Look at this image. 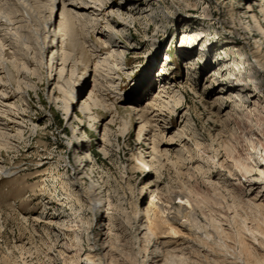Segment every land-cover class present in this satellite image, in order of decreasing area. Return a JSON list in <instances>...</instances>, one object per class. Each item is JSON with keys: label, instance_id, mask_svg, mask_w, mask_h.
<instances>
[{"label": "rangeland", "instance_id": "1", "mask_svg": "<svg viewBox=\"0 0 264 264\" xmlns=\"http://www.w3.org/2000/svg\"><path fill=\"white\" fill-rule=\"evenodd\" d=\"M6 1L0 0V17L11 10ZM41 1L46 3L44 8L50 7L49 0ZM249 1L260 3L254 11L255 20L245 11V7L252 5L247 4ZM127 5L122 6L125 17L121 21L125 26L119 37L125 47L120 58L111 56L112 69L103 66V70L95 72L97 58L93 54L109 51V47L105 49L95 40L98 35L91 30L94 25L84 27L79 23L81 21L73 22V38L77 39L78 45L72 51L65 86L83 85L82 96L94 90L97 106L90 110L92 119L83 118L75 109L70 111V124L65 122L62 109L69 100V93L57 88L61 85L57 77L58 60H54V72L49 73L51 53L45 51L44 41L49 37L44 36V16L36 17L35 23L26 24L31 31V44L21 43L19 54L11 48V41L18 43L13 25L0 26L4 29L0 32V100L10 103L11 111L25 120L24 135L17 139V147L5 146L0 151V158L11 168L9 175L0 176V264H68L57 252L61 249L62 237L58 238L59 234L44 222H33V218L41 213L58 216L54 220L66 224L85 246L93 242L98 237L95 217L99 213L93 206L96 200L89 193V185L105 197L104 212L112 219L109 224L114 234L111 264H142L132 233L139 218L136 211H147L152 198L150 190L154 187L142 188L146 183L159 179L163 199L175 191L189 193L197 219L207 216L204 208L207 204L221 208L232 199H240L239 186L229 197L223 187L213 183L216 168L212 163L220 154L244 171L254 162L252 150L258 146L256 149L262 153L264 149V0H149L146 7L132 11ZM60 7L56 3L52 10L53 29H59L61 25ZM108 17L107 14L106 19ZM104 21L103 18L98 20L99 26L103 27ZM66 38L64 32H60L54 39V49L69 51ZM15 59L35 72L14 69ZM116 59L123 64L116 66ZM189 60L194 63L191 70L186 69L190 66ZM73 62L74 73L70 76ZM222 66L227 69L228 80L246 90H257L262 105L258 110L243 106L220 125L216 109L210 102L222 86L212 71ZM96 78L102 84L97 88L93 82ZM218 79L222 83L229 82ZM110 80L115 81V85L112 82L111 85ZM151 82L176 90L174 99L170 89L166 96L176 112L159 119L154 117L155 114H164V111L157 105L151 106L155 90H150L140 100V107L151 106L143 115L151 133L158 131L160 139H167L178 124H185L188 138L185 146L190 147L189 156L201 160L199 164H190L193 169H186L191 162L188 156L189 161L182 165L181 174L171 166L159 165L158 160L149 161L152 171L146 170L140 161L149 160L145 153L148 150L138 142L135 117L127 123V111L123 110L126 99L145 94ZM4 95L7 96L5 99ZM102 103L109 104V108L103 107ZM163 126L172 127L164 136L161 133ZM250 131L257 133L251 141L247 138ZM77 137L84 139L81 146L87 156L82 153L83 156L78 154L73 158L69 143ZM77 150L81 152L80 148ZM41 156L47 162L38 167ZM86 160L89 162L82 174L73 180L74 167L87 163ZM155 209L151 207L149 214L157 213Z\"/></svg>", "mask_w": 264, "mask_h": 264}, {"label": "bare ground", "instance_id": "2", "mask_svg": "<svg viewBox=\"0 0 264 264\" xmlns=\"http://www.w3.org/2000/svg\"><path fill=\"white\" fill-rule=\"evenodd\" d=\"M148 1L149 0H49L50 7L47 6L46 9L44 8L46 7V3L41 0H7L6 3L11 10L0 17V26H6L7 23L13 25V34L18 43L16 44L11 41L10 43L13 44L11 48L15 50L16 54H19L21 43L29 42L31 44V37L29 35L31 31H28V23H35L36 17L40 15L44 16L43 27L46 29L44 36L46 38L49 37L48 41H44L45 51L48 50L49 53H51L49 58V73L54 69V60H58L59 68L57 73H59V76L57 77H59L58 79L61 85L58 84L59 86L57 85V88L64 89L66 94L69 93V100L67 99L62 109L65 122L70 124L72 118V116H68L70 111L72 112L75 109L83 118L92 119L90 110L97 106V95L94 94V90L90 91L88 95L82 96L81 92L84 91V88H81V86L83 85L77 84L78 86L76 88H71V86L67 88L65 86L68 80L66 76L68 74L67 69L72 51H74L75 47L78 45L77 39L73 38V22L81 21L79 23L84 27L94 25L91 30L93 32L95 31L98 35L95 40L101 42L105 49L109 47V51L104 53H98L99 51H96V53L93 54L97 58L94 65L95 72L103 70V66L112 69L111 56H121L124 51L123 48L125 47V43L122 46L119 41V37H122L125 26L123 21H121L125 14L122 6L128 3V10L132 11L137 7L146 5ZM56 3L61 5L60 17L62 20L59 29L52 28V10L55 8ZM249 3L252 5L245 7L246 14L249 18L255 20L254 11L260 3L249 1L247 4ZM107 8L109 10L106 13ZM107 14L109 17L106 19ZM101 18L105 20L103 27L98 24V20ZM3 30L4 29L1 30L0 28V32ZM62 31L67 37V44L70 46L67 50H71L70 53L69 51H63L64 49L62 51L54 49V47H56L54 39H56ZM17 59L14 61L17 63L13 62L12 67L16 70L20 68L21 71L26 70L28 72V68H26L21 61L18 63ZM117 59L114 61L116 66L123 64V61ZM188 63L190 66H187L186 69L191 70L194 63L191 60H189ZM74 64L73 62L71 65L70 76L74 73ZM225 71H227V69L224 66L212 71L213 75L216 76V81L222 85L219 87L218 94H216L210 102L211 107H215L214 109H216L220 125L233 114L232 112L239 111L243 106L245 108L250 107V109L258 110L262 105L259 102V92L257 90H246V87L236 84L232 80H228L229 77L226 75ZM2 72L5 73L4 70ZM29 72L34 73L35 70L33 69L32 71L31 69ZM218 78H222L229 82L222 83V80ZM97 79L98 78L93 80V82L95 81V88H97L96 86L99 87L102 85ZM111 82L115 85V81L110 80L109 83L111 84ZM151 83L152 85L148 86L149 88L145 91L146 93L138 96L140 98L132 96L126 99L123 110L127 111V123L131 121L129 120L131 117H135L133 118L135 121H133L138 124V142L143 143L148 150L145 153L149 160L141 159L140 161L141 164L146 167V170L152 171V166L149 161L158 160L159 165L171 166L181 174L182 165H187V161L191 159L186 169H193V167H190V164L191 166L194 162L195 164H199L198 161L201 162V160H199V158L194 159V156H189L191 152L189 150L190 147L187 149L185 146L186 141H188V138L185 136V124H178L177 128H175L167 139H160L158 131L151 133V127L146 121L147 118L145 119L143 116L144 110H148L152 105L159 106L161 110L164 111V114L161 112L156 113L154 116L156 119H159L160 116L164 117L176 112L175 109L173 110L169 105V96L168 98L166 97L169 94V90L167 91V89H170V91L173 92V95L170 96L174 99L176 93L175 88L170 87L165 89L162 85H156L154 82ZM150 90H155V92L153 91V102H151V106L147 104L145 107H140V100H143L144 96L148 94ZM0 96L2 97V95ZM3 97L5 99L7 96L4 95ZM103 101L105 102V100ZM4 102L7 101L0 100V151L3 150L5 146L17 147V139H22L25 127V120L18 116L17 113L11 111L12 106L9 105L10 103ZM101 105L109 108V104L102 103ZM182 115H185V113ZM171 129V126L164 127L163 131H161L162 136L170 133ZM253 132L250 131V133L247 134V138L250 141L252 137H254V134H257ZM262 134L263 133L260 135ZM82 141H84L82 137H77L76 140L74 139L69 143V147L73 151V158H77L78 154L82 153L87 156L85 150H83L81 146ZM162 142L166 144L164 145ZM176 145H178L177 148H175ZM78 148L81 149V152L77 150ZM250 148H252V146H250ZM256 148H258V146ZM256 148V151L250 149L253 151L254 159L252 158V160H254V162L252 165L249 164L250 167H246L248 169L244 171L243 168L241 170L238 165L239 169L235 167L233 165L234 163H231L232 161L224 158L222 155H215V160L213 161L212 159V166L216 168V171L213 172V177L216 181H213V183L219 187H223L222 190L226 195H229V197L232 196L230 193L234 188L238 186L242 194L238 201L232 199L231 202L226 203L224 207L221 208L211 204H207L206 207L203 206L206 208L207 216L200 217L201 219H197L195 216V204L189 196V193L175 191L169 197L163 199V187L160 186L159 179H155L143 185L142 188L144 189L149 190L150 187H154V189L150 190L153 193L150 203L148 204L149 206L146 209L147 211H140L139 209L136 211L139 218L135 230H133L132 233L133 240L138 244L139 252L142 256V264H264V149L262 148V153H260ZM171 150H174V153L171 152ZM44 159L45 157H40L37 164L38 167L44 166L47 162H45ZM86 162L87 163H80L78 166L74 167L71 177L73 180H77L82 174L89 160H86ZM10 173L11 168L7 167L2 158H0V176H6ZM72 184L74 185V183ZM88 187L89 193L95 197L96 201L93 206H95L99 214H96L95 217V222L98 226V233H95L98 237H95V240L87 246L80 242L81 240L79 241L78 238H75L76 236H73L71 229H69L66 224L54 220L59 217L53 213L46 212L45 215H42V213L38 214L33 218V222L35 224L44 222L45 225L52 227V229L59 234L58 238H60L59 236L62 237V246L60 245L61 249L59 248L57 252L59 251V258L66 261L68 264H111L110 254L113 252L111 238L114 234L110 229L112 226L109 227V224L111 225L110 221L112 219L110 218V220L109 215L104 212L105 197L96 192V188L92 185ZM240 190H238V192ZM48 205H50V203ZM153 206L158 212H153L152 215L149 214V211Z\"/></svg>", "mask_w": 264, "mask_h": 264}]
</instances>
